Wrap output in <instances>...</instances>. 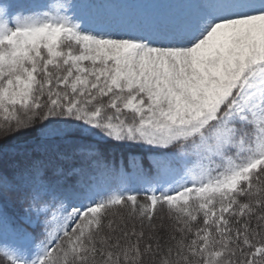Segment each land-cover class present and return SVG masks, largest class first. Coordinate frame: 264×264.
Returning <instances> with one entry per match:
<instances>
[{"label":"rangeland","instance_id":"obj_1","mask_svg":"<svg viewBox=\"0 0 264 264\" xmlns=\"http://www.w3.org/2000/svg\"><path fill=\"white\" fill-rule=\"evenodd\" d=\"M263 51L264 0H0V111L12 119L17 107L34 110L30 75L42 62L61 95L40 138L76 132L147 149L177 144L172 162L143 176L147 191L171 197L200 188L221 167L234 189L264 164V71L239 89L234 109L239 121L250 119L251 134L231 138L206 126L239 79L263 65ZM21 61L22 74L8 73ZM15 235L0 225V252L36 264L18 255Z\"/></svg>","mask_w":264,"mask_h":264},{"label":"trees","instance_id":"obj_2","mask_svg":"<svg viewBox=\"0 0 264 264\" xmlns=\"http://www.w3.org/2000/svg\"><path fill=\"white\" fill-rule=\"evenodd\" d=\"M25 1L10 0L14 6ZM259 57L264 61V51ZM21 62L8 73L22 74ZM41 63L30 75L27 106L34 110L17 107L12 119L0 111V225L14 230L25 258L36 264H264V164L234 189L219 168L201 188L173 197L149 192L143 176L153 179L159 166L172 162L177 144L146 149L76 132L40 138L38 129L56 111L51 101L61 95L52 67ZM252 71L208 129L229 135L252 129L233 116L239 87ZM0 264L14 263L0 253Z\"/></svg>","mask_w":264,"mask_h":264},{"label":"bare ground","instance_id":"obj_3","mask_svg":"<svg viewBox=\"0 0 264 264\" xmlns=\"http://www.w3.org/2000/svg\"><path fill=\"white\" fill-rule=\"evenodd\" d=\"M202 70H203L204 72H206V71H207V67H205V68H204V69H202ZM216 78H217V77H215V76H214V77H212V79H216ZM212 79H211V80H212ZM211 80H210V81H211Z\"/></svg>","mask_w":264,"mask_h":264}]
</instances>
